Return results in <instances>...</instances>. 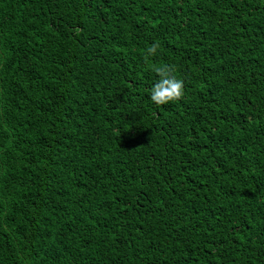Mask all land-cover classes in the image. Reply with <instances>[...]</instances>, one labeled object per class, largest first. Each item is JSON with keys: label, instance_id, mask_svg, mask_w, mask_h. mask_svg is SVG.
<instances>
[{"label": "trees", "instance_id": "1", "mask_svg": "<svg viewBox=\"0 0 264 264\" xmlns=\"http://www.w3.org/2000/svg\"><path fill=\"white\" fill-rule=\"evenodd\" d=\"M0 264H264V0H0Z\"/></svg>", "mask_w": 264, "mask_h": 264}]
</instances>
